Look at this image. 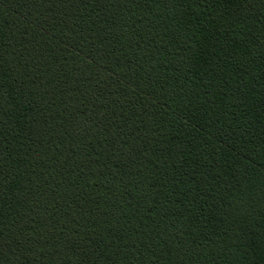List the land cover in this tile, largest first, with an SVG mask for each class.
<instances>
[{
    "label": "trees",
    "instance_id": "1",
    "mask_svg": "<svg viewBox=\"0 0 264 264\" xmlns=\"http://www.w3.org/2000/svg\"><path fill=\"white\" fill-rule=\"evenodd\" d=\"M0 264H264V0H0Z\"/></svg>",
    "mask_w": 264,
    "mask_h": 264
}]
</instances>
